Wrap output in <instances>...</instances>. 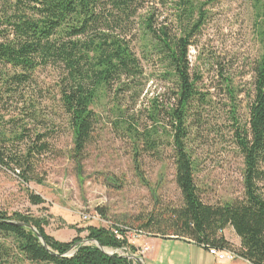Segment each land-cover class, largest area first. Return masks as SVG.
Listing matches in <instances>:
<instances>
[{"label": "trees", "instance_id": "16d2710c", "mask_svg": "<svg viewBox=\"0 0 264 264\" xmlns=\"http://www.w3.org/2000/svg\"><path fill=\"white\" fill-rule=\"evenodd\" d=\"M205 5L200 0H0V169L23 185H41L44 161L58 152L60 120L70 128L77 162L104 123L130 142L135 168L144 155L159 157L163 142H169L179 194L176 204L155 202L138 219L137 230L114 225L120 239L111 229H85L88 244L79 237L83 230L60 242L45 232L46 219L0 211V264H135L97 247L134 255L138 249L125 238L129 231L264 264V55L252 71L246 123L237 115V90L229 78L221 83L231 141L242 160V196L205 204L195 184L198 163L191 147L210 122L212 103L197 88L188 53L206 22ZM45 72L55 77L53 90L41 82ZM153 79L167 87L168 101L155 99L147 109H136ZM29 200L42 203L32 194ZM227 228L237 236V247L225 239Z\"/></svg>", "mask_w": 264, "mask_h": 264}, {"label": "rangeland", "instance_id": "374dc122", "mask_svg": "<svg viewBox=\"0 0 264 264\" xmlns=\"http://www.w3.org/2000/svg\"><path fill=\"white\" fill-rule=\"evenodd\" d=\"M200 1L206 3L207 18L195 40L196 45L189 49L188 60L192 73L198 78V90L211 98L212 106L208 115L210 122H206L191 152L198 163L195 184L202 201L219 205L242 196V160L231 141L229 101L221 83L223 77L232 82L237 90L238 118L241 124L246 123L252 71L264 55V0ZM54 81L55 77L49 72L41 76L43 85L51 90ZM169 96L163 83L150 80L136 109H147L155 99L164 103ZM59 123L58 152L44 161L41 185H23L12 173L0 169V211L46 219L49 225L45 232L60 242L72 241L77 236L76 229L83 230L79 237L88 244L85 229L89 227L110 232L109 227L123 225L137 230L138 219L151 211L155 202L178 203L169 142H163L159 157L144 155L135 168L130 142L103 123L95 130L91 143L77 162L72 156L70 128L66 121ZM30 194L40 198L42 203L33 205ZM224 232L225 239L237 247L238 238L233 231L227 228ZM138 235L132 231L125 233L129 244L139 245L134 255L123 250H102L109 255L134 256L144 264L146 241L150 239V247L156 244L164 250L170 247L160 264H169L168 260H175L179 253L182 254L179 264H188L186 246L174 240ZM191 258L192 264H205L207 260L199 246L192 248Z\"/></svg>", "mask_w": 264, "mask_h": 264}, {"label": "crops", "instance_id": "0c3cea01", "mask_svg": "<svg viewBox=\"0 0 264 264\" xmlns=\"http://www.w3.org/2000/svg\"><path fill=\"white\" fill-rule=\"evenodd\" d=\"M224 233L225 232H223V235L225 237ZM174 241L178 242V243H180V244H182L188 248L189 255H188L187 261L189 260L188 264H192V258H191L192 248L196 245L193 243H190V242L183 241V240L182 241L181 240H179V241L174 240ZM146 242H147V251H145L143 254L144 264H146L147 261H149L151 264H160V262H161L160 259H162L164 255H166L168 249L170 250V247H168V249L164 250V247H162L159 244L158 245L156 244V246L153 245L152 247H150V245H149L151 243L150 239H147ZM238 244L239 243H237L236 246H238ZM134 246L136 248H139V245H137L136 243ZM161 250H162V252L160 254ZM202 250L205 253V256L207 258L206 262H204L205 264H249L246 261L241 260V259H236V260L230 261V262H218L209 253H207L208 251H206L203 248H202ZM168 255H171L170 251H169ZM178 255L180 256L182 254L179 253ZM179 256L175 260H168L169 264H179V262H180ZM183 259L184 258H182V260Z\"/></svg>", "mask_w": 264, "mask_h": 264}, {"label": "built area", "instance_id": "2783aa9c", "mask_svg": "<svg viewBox=\"0 0 264 264\" xmlns=\"http://www.w3.org/2000/svg\"><path fill=\"white\" fill-rule=\"evenodd\" d=\"M109 228L113 231V234L118 239L121 238V237L118 236L119 234L116 231V229H114L112 227H109ZM134 233H136V232H133V234ZM136 234L143 235V234H140V233H136ZM208 253L218 262H230V261H234V260L238 259L233 252H223V251H217L215 249H210V250H208Z\"/></svg>", "mask_w": 264, "mask_h": 264}, {"label": "water", "instance_id": "95a60500", "mask_svg": "<svg viewBox=\"0 0 264 264\" xmlns=\"http://www.w3.org/2000/svg\"><path fill=\"white\" fill-rule=\"evenodd\" d=\"M37 237L40 238L39 235H37ZM97 247L102 250V248L99 245H97ZM129 259H132L136 264H143L140 258L130 257Z\"/></svg>", "mask_w": 264, "mask_h": 264}, {"label": "bare ground", "instance_id": "6f19581e", "mask_svg": "<svg viewBox=\"0 0 264 264\" xmlns=\"http://www.w3.org/2000/svg\"><path fill=\"white\" fill-rule=\"evenodd\" d=\"M134 257V256H133Z\"/></svg>", "mask_w": 264, "mask_h": 264}]
</instances>
